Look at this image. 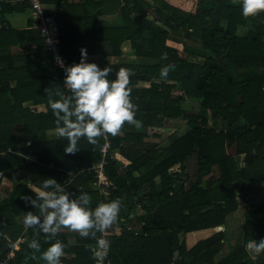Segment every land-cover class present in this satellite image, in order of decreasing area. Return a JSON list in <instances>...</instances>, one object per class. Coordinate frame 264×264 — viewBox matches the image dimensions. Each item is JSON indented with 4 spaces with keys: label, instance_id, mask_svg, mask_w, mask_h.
<instances>
[{
    "label": "trees",
    "instance_id": "obj_1",
    "mask_svg": "<svg viewBox=\"0 0 264 264\" xmlns=\"http://www.w3.org/2000/svg\"><path fill=\"white\" fill-rule=\"evenodd\" d=\"M42 1L58 17L70 65L89 46L102 56L98 66L112 69L109 79L128 69L139 127L125 122L118 135H109L106 174L113 189L105 200L90 171L102 161L104 139L93 145L81 137L79 149L68 154L66 138H50L57 125L46 89L54 100L70 90L35 24L26 30L8 25L12 13L30 7L23 0H0V173L13 180L27 171L28 177L0 204V264H45L40 253L54 240L34 227L24 233L21 226L27 212H36L24 197L35 198L32 189L47 178L70 196L86 191L89 208L121 203L120 233L114 228L108 238L114 264H264V254L252 258L245 250L249 240L264 239V203L254 202L256 187L264 185V12L243 17L241 0H197L195 12L166 0ZM108 16L117 25L99 23ZM125 43L135 59L110 63L108 57L123 55ZM176 45H183L182 52ZM169 65L174 70L161 80ZM172 120L186 121L188 131L159 148L150 129ZM195 155L197 171L185 188L182 165ZM242 208L241 242L230 248L225 227ZM213 227L223 230L188 249L186 235ZM20 239L27 241L14 250ZM33 239L39 252L28 247ZM55 239L65 245L61 264H95L89 249L96 238L63 228Z\"/></svg>",
    "mask_w": 264,
    "mask_h": 264
},
{
    "label": "clouds",
    "instance_id": "obj_2",
    "mask_svg": "<svg viewBox=\"0 0 264 264\" xmlns=\"http://www.w3.org/2000/svg\"><path fill=\"white\" fill-rule=\"evenodd\" d=\"M260 12H264V0H241L243 17L256 16ZM87 56V50L81 48L78 63L64 65L61 61L65 73L64 88L70 90L69 95H61L60 99L54 100V94L46 89L48 107L56 118V132L59 137L66 138L64 151L68 154L79 149L81 137L94 145L96 138L105 133L118 135L125 122L139 127L135 117L137 109L130 100L128 69L121 67L114 78L109 79L112 69L108 66L100 68L97 63L88 62ZM164 59L167 60V57ZM174 67H164L160 73L161 80H168ZM32 190L35 198L26 196L24 199L36 212H27L23 223L45 234L46 241L54 240L40 253L45 264H61L65 245L55 237L63 228L77 232L80 237L96 238L95 247L89 249L95 264L108 261L110 245L103 236L97 238V232L103 234L117 224L121 212L119 201L102 202L95 208H89L90 196L86 191L70 196L53 178L43 180L40 189ZM28 247L39 252L41 245L37 239H33ZM245 250L252 258L264 254V239L259 242L249 240Z\"/></svg>",
    "mask_w": 264,
    "mask_h": 264
},
{
    "label": "rangeland",
    "instance_id": "obj_3",
    "mask_svg": "<svg viewBox=\"0 0 264 264\" xmlns=\"http://www.w3.org/2000/svg\"><path fill=\"white\" fill-rule=\"evenodd\" d=\"M166 1L169 2L170 4L176 6V7H179L181 9L185 10V11L192 10L193 8H194V12L196 11L195 0H180L179 2L175 1V0H166ZM18 15L19 14H17L16 16H18ZM11 20H12V18H11ZM14 22H16L15 19H14ZM239 33L241 35L246 34L247 29H241ZM168 44L170 46L173 45L172 42H168ZM176 46L180 49V52H182L183 45H176ZM123 48H124L123 49V57L119 60V62L129 63L130 61H133L135 59V56H134L133 52L131 51L129 44L125 43L123 45ZM182 55H183V57L186 56V54H184V53ZM179 94H181V93H179ZM193 109L197 110V105H194ZM45 110H46V108L43 106L38 107V111H45ZM187 131H188V125H187L186 121L172 120V121H165V125L162 128L152 129L150 136H153V135L156 136L157 138L154 137L153 141H155L156 145L159 148H163L169 144V141L172 137H175V138L180 137V136L184 135ZM50 136H51L50 138H54V137H57L58 134L55 131V132L51 133ZM155 143H153V144H155ZM196 158H197L196 155L193 157H190L188 159L187 167L184 164L182 165V170H184L185 168L188 169V172H186L184 174L183 178L181 179L182 184H184V186H187V184L189 185V182L194 179V176L196 174V160H197ZM122 162L124 164H127L126 160H124V159ZM27 180H28L27 171H21L20 173L16 174L13 180H9V179H6L4 177L2 179V186L0 189V204L2 203V201L4 199H6L10 196V194L12 193V190L14 188L15 183L20 182V181H27ZM186 182H188V183H186ZM256 188H259L258 189L259 192L255 195L254 202L264 203V185L257 186ZM33 189H35V188H33ZM243 210L244 209L242 208L241 212L235 213L234 218H232L230 220V223H228V228H227V226L225 227L226 228L225 230L227 232L228 231L230 232V233L228 232L230 237H231L230 248L237 246L238 243L241 242V238H242L241 226L243 223ZM139 214H141L140 209H138V215ZM21 227H23V230L25 233L27 231V226H25L24 223L22 222ZM114 228H117L115 230V233L119 234L120 228L117 226V224L114 226ZM220 230L221 229H219V231ZM25 240L27 241V239H20L17 242H15L14 243V250H20V244L25 242ZM9 242H10V240H9ZM71 242L75 243V240L72 238ZM228 250H229V248L226 247V250L224 253L226 254ZM13 258H14V253H11L8 256V259H13Z\"/></svg>",
    "mask_w": 264,
    "mask_h": 264
},
{
    "label": "built area",
    "instance_id": "obj_4",
    "mask_svg": "<svg viewBox=\"0 0 264 264\" xmlns=\"http://www.w3.org/2000/svg\"><path fill=\"white\" fill-rule=\"evenodd\" d=\"M23 2L28 7H30V11L32 12L35 19V28H38V30H40L41 37L43 38L56 67L64 77L65 73L63 71V68L61 67V61L64 65H70V63L68 58L63 54L62 51V40L65 33L59 25L56 13L53 9H49L42 0H23ZM109 135L110 134L105 133L101 136L104 139V143L99 149V154L102 157V161L94 165L90 170L95 174V187L99 191L100 196L105 200L111 196V190L113 189V184L106 174V157L111 154L112 150V143ZM50 167H53V165H50ZM3 178V174L0 173V179ZM71 180L72 179H70L66 185H69L71 183ZM111 235L112 233L109 230L103 234L100 233L99 236H103V238L109 243L110 248L111 244L108 238ZM106 264H114L110 260V252L109 259Z\"/></svg>",
    "mask_w": 264,
    "mask_h": 264
},
{
    "label": "crops",
    "instance_id": "obj_5",
    "mask_svg": "<svg viewBox=\"0 0 264 264\" xmlns=\"http://www.w3.org/2000/svg\"><path fill=\"white\" fill-rule=\"evenodd\" d=\"M175 1H180V0H175ZM195 2H197V0H195ZM196 6V4H195ZM193 7V6H192ZM50 9V7H48ZM188 11H192L194 12V8L192 10H188ZM17 14H19L18 16H16ZM12 18V20H11ZM14 19L16 20V22H14ZM104 19V18H103ZM102 18L99 19V23L102 25H106V26H109V25H117V23L115 22L113 16H108V17H105V19L103 20ZM102 21V23H101ZM31 24H35V19L33 17V14L32 12L30 11V9H25L23 11H15L14 13H12L9 17H8V25L14 29H17V30H26L28 28L31 27ZM129 44V43H128ZM82 48H85L87 50V53H88V56H87V60L88 62H95V63H102V56L100 54H93L91 53V47L89 46H83ZM124 48L122 47V50ZM14 51L16 52L17 49H14ZM123 57L120 56V57H113V56H110L108 57L110 63H115V64H121V62H119V60ZM39 107H42V106H39ZM45 107V106H43ZM152 131V129H150ZM154 140V139H153ZM152 143H155V141H152ZM197 159V158H196ZM187 164H188V160L185 161L184 165L187 167ZM183 171V176L186 172H188V169L185 168ZM185 171V172H184ZM196 171H197V160H196ZM187 177V176H186ZM188 180V179H187ZM187 183V182H186ZM186 188V186H184ZM238 212H241V211H237L235 213H238ZM234 213V214H235ZM234 214L229 218L228 220V223H230V220L232 218H234ZM228 223H227V228H228ZM220 229L219 228H211V229H207V230H203V231H199V232H194V233H191V234H188L185 236L184 238V242L185 244L187 245L188 249H192L199 241L201 240H205L209 237H211L213 234H215L216 232H218ZM218 230V231H217ZM223 230V228H222ZM221 231V230H220ZM229 232V231H228ZM227 232V233H228ZM230 233V232H229ZM228 233V236L231 240V237Z\"/></svg>",
    "mask_w": 264,
    "mask_h": 264
},
{
    "label": "water",
    "instance_id": "obj_6",
    "mask_svg": "<svg viewBox=\"0 0 264 264\" xmlns=\"http://www.w3.org/2000/svg\"><path fill=\"white\" fill-rule=\"evenodd\" d=\"M220 229L222 230V227H220Z\"/></svg>",
    "mask_w": 264,
    "mask_h": 264
}]
</instances>
